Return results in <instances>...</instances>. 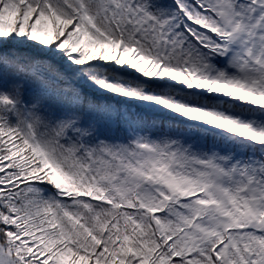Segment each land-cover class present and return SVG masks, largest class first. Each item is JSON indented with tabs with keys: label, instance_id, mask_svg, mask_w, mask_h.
<instances>
[{
	"label": "snow or ice",
	"instance_id": "snow-or-ice-1",
	"mask_svg": "<svg viewBox=\"0 0 264 264\" xmlns=\"http://www.w3.org/2000/svg\"><path fill=\"white\" fill-rule=\"evenodd\" d=\"M0 264H264V0H0Z\"/></svg>",
	"mask_w": 264,
	"mask_h": 264
}]
</instances>
